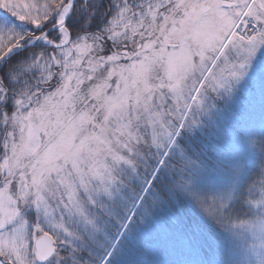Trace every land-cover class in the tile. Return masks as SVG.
Masks as SVG:
<instances>
[{"label":"snow or ice","instance_id":"obj_1","mask_svg":"<svg viewBox=\"0 0 264 264\" xmlns=\"http://www.w3.org/2000/svg\"><path fill=\"white\" fill-rule=\"evenodd\" d=\"M261 49L264 0H0V264L264 253V119L233 113Z\"/></svg>","mask_w":264,"mask_h":264},{"label":"trees","instance_id":"obj_2","mask_svg":"<svg viewBox=\"0 0 264 264\" xmlns=\"http://www.w3.org/2000/svg\"><path fill=\"white\" fill-rule=\"evenodd\" d=\"M255 89L256 88H254L253 86L252 92L250 94L242 93L240 91L239 99L233 107V113L236 122L246 124L253 122L255 119L257 120V122L261 120L260 118L264 119V92L259 93L258 95V93L255 92ZM257 111L260 112L257 115L255 114L254 116L253 113H256ZM252 115L254 116V118ZM232 131L234 133H237L239 129L234 127ZM257 169H259V161H257ZM204 186L218 187L219 185L217 183L207 182L204 184ZM189 207L190 206L186 205V211ZM189 216L191 219H195L200 221L201 223H204L205 230L210 234H215L218 232V230L214 226L208 225L207 222H205L203 218L199 216V214L189 213ZM228 239L229 238H227L226 234L221 233L220 235L216 236V244H214L210 248L199 250V252L202 251L204 255H208L210 250L215 251H211L208 256L210 258L215 257L216 251L218 250H220L218 252L225 254L228 251V246L225 247L226 245H228ZM198 255L195 256V259L197 260L200 259L199 257H197ZM190 259H193V253L190 249L187 252L186 247L181 246L177 243H170L158 255H155L151 261L145 258L144 264H188Z\"/></svg>","mask_w":264,"mask_h":264},{"label":"rangeland","instance_id":"obj_3","mask_svg":"<svg viewBox=\"0 0 264 264\" xmlns=\"http://www.w3.org/2000/svg\"><path fill=\"white\" fill-rule=\"evenodd\" d=\"M261 59H264V49H261L257 53V57L254 60V66L251 69L249 76L245 78V81H242L240 88V91L242 93L250 94L252 92L253 86L254 88H256L255 92L258 93V95L259 93H262L259 83L260 76L264 75V73H262L260 69L259 62ZM259 112L260 111H257L256 113H253V115L255 116V114L257 115ZM260 119L262 120V118ZM254 121L257 120L255 119ZM207 182L217 183L219 186H221L224 183V180L222 179V177L214 175L206 179L204 181V184ZM227 246L228 251L225 254L218 252L220 251L218 250L216 251L215 257L210 258L208 257L212 251L210 250L208 255H204L202 251H198L195 256L199 254L197 257L200 258L199 261L201 262V264H264V253H261L259 249L253 250V248L251 247V241H249L248 243H243L228 239V245H226L225 247ZM186 249L188 252L189 248L186 247Z\"/></svg>","mask_w":264,"mask_h":264},{"label":"clouds","instance_id":"obj_4","mask_svg":"<svg viewBox=\"0 0 264 264\" xmlns=\"http://www.w3.org/2000/svg\"><path fill=\"white\" fill-rule=\"evenodd\" d=\"M253 139H255V138H253Z\"/></svg>","mask_w":264,"mask_h":264}]
</instances>
